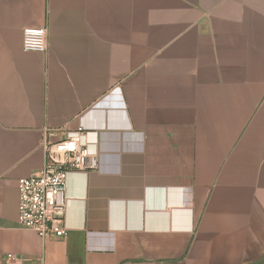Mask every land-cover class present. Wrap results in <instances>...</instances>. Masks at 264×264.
Listing matches in <instances>:
<instances>
[{"label": "crops", "instance_id": "1", "mask_svg": "<svg viewBox=\"0 0 264 264\" xmlns=\"http://www.w3.org/2000/svg\"><path fill=\"white\" fill-rule=\"evenodd\" d=\"M78 126L42 238L18 180ZM0 264H264V0H0Z\"/></svg>", "mask_w": 264, "mask_h": 264}, {"label": "built area", "instance_id": "2", "mask_svg": "<svg viewBox=\"0 0 264 264\" xmlns=\"http://www.w3.org/2000/svg\"><path fill=\"white\" fill-rule=\"evenodd\" d=\"M22 47L44 52L47 28H24ZM84 131L83 126H78L55 140L44 135L42 168L37 174L18 180V223L23 228L34 230L42 238L67 234L64 214L68 174L96 167V158L83 141Z\"/></svg>", "mask_w": 264, "mask_h": 264}]
</instances>
